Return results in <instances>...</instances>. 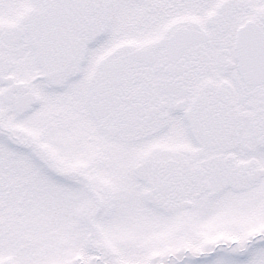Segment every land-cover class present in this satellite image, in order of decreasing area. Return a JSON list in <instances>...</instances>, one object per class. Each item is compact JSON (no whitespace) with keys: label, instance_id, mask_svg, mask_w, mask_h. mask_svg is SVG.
<instances>
[{"label":"flooded vegetation","instance_id":"obj_1","mask_svg":"<svg viewBox=\"0 0 264 264\" xmlns=\"http://www.w3.org/2000/svg\"><path fill=\"white\" fill-rule=\"evenodd\" d=\"M0 1L4 2L0 9L10 11L13 23L5 28L0 24V48L4 32L19 27L22 37L3 52L13 56L16 66L14 46L35 44V52L25 59H35L42 66L39 73H25L27 69L6 77L0 72V86H4L0 93V257H6L0 264H16L15 252L31 254L34 212L44 218L51 198L80 200L84 190L97 199L93 187L98 180L92 172L69 169L66 174L64 168V133L58 130L63 122L62 100L50 114L47 59L55 55L50 41L58 43L60 60H79L82 51L101 60L84 69L79 64L75 73L76 91L84 90L81 112H88L85 119L94 131L86 138L92 145L83 156L88 164L102 165L99 154H104L110 183L130 202L127 207L141 206L137 216L142 218L145 205L153 206L160 219L172 222L175 242L193 235L197 227L211 230L203 234L207 250L192 254L187 246H175L164 261L256 264L264 237V228L258 231L254 218L258 193L264 203V174L253 178L264 172V69H248L250 76L245 75L239 69L234 40L247 21H255L264 34V11L242 10L238 6L242 0H202L201 4L194 0ZM145 12L155 14L160 36L148 45L124 46L131 39L125 29L145 26L139 18ZM88 42L87 49L82 48ZM113 43L121 46L113 50ZM138 48L148 54L132 56ZM2 58L0 52V65ZM52 85L60 93L65 89V81L58 78ZM23 96H30L32 104L18 114L10 101ZM23 116L34 120L33 133L25 135L11 123ZM101 121L98 141L96 128ZM151 136L161 140L153 149L107 147L106 153L101 152L104 143L134 144ZM161 136H167V141ZM81 144L78 132L77 157ZM93 213L91 217L99 209ZM240 214L244 226L238 228Z\"/></svg>","mask_w":264,"mask_h":264},{"label":"rangeland","instance_id":"obj_2","mask_svg":"<svg viewBox=\"0 0 264 264\" xmlns=\"http://www.w3.org/2000/svg\"><path fill=\"white\" fill-rule=\"evenodd\" d=\"M212 1L219 3L220 0ZM193 3L201 4L204 3V1L194 0ZM238 3V6L245 11L251 9H253L254 13L264 11V0H242V2L239 1ZM144 4H146V1H144ZM0 11L1 26L5 28L12 25L10 11L5 10L3 12L1 9ZM139 18L143 20L141 23L145 24V26L132 27L133 25H130L129 28L125 29V34L130 36L131 39L129 43H126L124 46L135 48L137 46L148 45L153 43L160 36V31L154 26V13L148 14L145 12L140 15ZM28 43L29 42H22L14 46L19 58L17 59L16 66L13 63V56L3 52V50L10 51L11 49L0 48V52L3 54V60L1 62L3 65H0V72L4 73L6 77H10V74L18 73L20 70L25 72L28 69L25 73H39L42 69L41 64L37 60L25 59L26 55L35 52V44ZM50 44V50L55 54L54 57H52L51 54L47 59L50 70V89L48 91L50 114L52 115L53 112L58 110L57 106L59 100H62V107L59 110L63 116V122L62 128L60 127L58 130L64 133V168L66 169V174H68L67 170L69 169L84 173V169L86 168V173L92 172L98 180L93 187L94 191L97 193V199L90 198L84 190L82 191L80 200L51 198L47 204V215L44 218H41L40 214H36V211L34 212L33 219L35 225L32 235L33 242L31 248H29L31 254L27 255L25 253L15 252L17 254L15 258L17 261L16 264H79L80 260L81 264H103L102 262L107 264H123V261H127L128 264H139L138 261L141 259L146 260L145 264H159L160 261H164L166 258L165 254L170 248L177 249V247L187 246L192 254L207 250L205 243L208 239H203V234L210 233L211 230L205 232L201 227H197V231H194L193 235L189 234L183 240L179 239L178 242H175L171 235V231H173L174 228L172 222L170 223V221L166 219H160L153 206L145 205V216L142 218H138L137 216V212L142 208L141 206L131 203L133 208L130 209V207H127L130 202L127 201V198L124 199L119 194L120 197L118 193H116L117 187L110 183L112 177L109 176L110 173H108V170L110 168L107 166L108 158L105 157L104 154H99L102 165L97 163L95 167H91L88 164V161L85 160L83 156L86 155L84 154L86 149L90 148L92 145L86 138L90 136L91 133L94 134V131L89 128L85 119L88 112H86V114H84L85 112H81V106H83L82 101H85L81 92L84 93V90L81 92L76 91L79 78L76 77L75 73L76 69H78L77 65L81 64V68L84 69V67L96 66L97 62L101 60L95 58L93 53L90 54L89 52L85 53L82 51L81 59L76 61H63L62 59L60 60L58 56V43L50 41ZM89 44V42L87 44H82V48L85 45L87 49L86 45ZM120 46V43H113V50ZM46 47L48 46L46 45ZM22 56H24V60ZM6 62L9 64L5 65ZM1 67L6 69L3 70ZM57 78L65 81V89L62 93L59 92V88L52 85ZM1 92H4L3 85L0 86V93ZM30 117L31 116L19 117L11 121V123L19 131L23 130V134L28 135L35 131L33 127L35 122L31 120ZM85 122L86 125H83ZM103 124L102 121L97 124L96 129L98 130L96 132V138L98 141L100 140V128ZM55 130L57 131V128H55ZM78 132L82 135V153L77 157L74 153L76 147L75 139L78 136ZM161 138L163 141H167V136H161ZM160 141L161 140L157 139L155 136H151L146 140L134 144L132 142L130 144H124L118 141L108 143V145L104 143L101 152L106 153L109 148L119 149L121 151L133 147L142 148L143 150L153 149L159 146L158 144ZM164 146L168 147V145ZM21 159L24 161V158ZM113 163L118 165L119 162L115 160ZM111 169L116 170L115 167H111ZM94 170L96 171L93 172ZM115 172L113 173V177H115ZM65 176V180L69 179L67 175ZM147 189L148 188H146V190ZM257 198L258 204L254 211V218L257 222L258 231H261V228H264V203H261L259 193ZM96 209H99V213L91 219V222H94V231L91 229L92 226L89 223V216H91V213L95 212ZM238 223V228L244 226L242 214L239 215ZM89 234H92L90 238L91 242H89L88 239ZM89 244H91V246H89ZM95 248L98 251L97 253L94 250ZM19 249L20 247L18 246L17 250ZM155 255H158V261L156 263L152 261ZM78 256H80V259H78ZM5 259V256L0 257V261ZM257 259V264H264V238L263 243L261 244L259 242L258 244ZM100 261L102 262L100 263ZM161 264L221 263H185L178 262L173 258L172 260H165Z\"/></svg>","mask_w":264,"mask_h":264},{"label":"water","instance_id":"obj_3","mask_svg":"<svg viewBox=\"0 0 264 264\" xmlns=\"http://www.w3.org/2000/svg\"><path fill=\"white\" fill-rule=\"evenodd\" d=\"M254 23H249L242 28L239 36V53L243 62L245 75L250 76L247 72L251 69H264V34L258 30ZM15 42V41H14ZM12 43V42H11ZM140 56V55H136ZM259 73V72H258ZM256 74V73H252ZM31 104L29 97L24 100L15 102L17 112H24Z\"/></svg>","mask_w":264,"mask_h":264}]
</instances>
